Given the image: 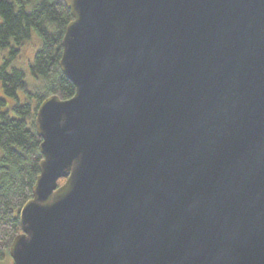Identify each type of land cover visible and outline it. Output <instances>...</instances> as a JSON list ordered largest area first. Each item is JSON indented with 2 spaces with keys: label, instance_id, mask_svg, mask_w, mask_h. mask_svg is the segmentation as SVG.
<instances>
[{
  "label": "water",
  "instance_id": "1",
  "mask_svg": "<svg viewBox=\"0 0 264 264\" xmlns=\"http://www.w3.org/2000/svg\"><path fill=\"white\" fill-rule=\"evenodd\" d=\"M63 1L14 264H264V0Z\"/></svg>",
  "mask_w": 264,
  "mask_h": 264
},
{
  "label": "trees",
  "instance_id": "2",
  "mask_svg": "<svg viewBox=\"0 0 264 264\" xmlns=\"http://www.w3.org/2000/svg\"><path fill=\"white\" fill-rule=\"evenodd\" d=\"M72 19L63 0H0V52L8 54L0 61V83L6 97L16 100L8 110H0V262L10 255L12 241L23 232L20 212L33 197L41 172L42 139L35 126L38 107L51 95L66 100L76 93L60 68L62 42ZM33 32L41 47L30 70L32 78L43 83L42 92L30 91L26 70L15 65ZM20 90L28 93L29 100L21 101ZM32 99H38L35 107ZM5 105L7 99H0V106ZM64 182L61 179L59 185Z\"/></svg>",
  "mask_w": 264,
  "mask_h": 264
},
{
  "label": "rangeland",
  "instance_id": "3",
  "mask_svg": "<svg viewBox=\"0 0 264 264\" xmlns=\"http://www.w3.org/2000/svg\"><path fill=\"white\" fill-rule=\"evenodd\" d=\"M40 47H41V40L39 36L33 32L31 39L28 42H26V44L22 47V53L15 63V65L26 70L27 81L31 83L29 89L32 92H42L44 90L43 83L40 82V80H34L31 76V70H30V64L34 61L35 55L37 51L40 49ZM7 56H8L7 52L1 51L0 61H3L4 57H7ZM18 94L20 96L21 101L29 100V95L27 92L20 90ZM0 99H7V105L0 106V110L3 112L8 110V106H12L16 102L14 98L6 97L1 83H0ZM32 103L34 104V107H35L38 103V99H32ZM11 115H13L12 111H11ZM2 155H3V152L0 148V164H1ZM0 264H14V261L12 257L9 255L4 260H2Z\"/></svg>",
  "mask_w": 264,
  "mask_h": 264
}]
</instances>
